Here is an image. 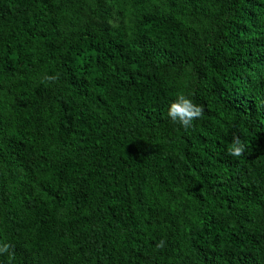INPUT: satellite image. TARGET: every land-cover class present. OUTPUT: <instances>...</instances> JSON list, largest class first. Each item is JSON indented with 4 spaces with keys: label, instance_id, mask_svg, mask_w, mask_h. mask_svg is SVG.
<instances>
[{
    "label": "trees",
    "instance_id": "16d2710c",
    "mask_svg": "<svg viewBox=\"0 0 264 264\" xmlns=\"http://www.w3.org/2000/svg\"><path fill=\"white\" fill-rule=\"evenodd\" d=\"M179 94L204 107L187 129ZM4 243L0 264H264V0H0Z\"/></svg>",
    "mask_w": 264,
    "mask_h": 264
},
{
    "label": "clouds",
    "instance_id": "9594fccd",
    "mask_svg": "<svg viewBox=\"0 0 264 264\" xmlns=\"http://www.w3.org/2000/svg\"><path fill=\"white\" fill-rule=\"evenodd\" d=\"M46 80L54 81L58 77L46 76ZM204 107L194 104L193 101L187 98L184 94H179L176 101L171 103L168 110V116L173 122H178L182 127L187 129L192 125L195 119L202 117ZM245 145L239 136H234L231 146L229 147V155L240 157L245 153ZM165 242L160 241L157 248H163ZM12 245L4 243L0 244V253H8Z\"/></svg>",
    "mask_w": 264,
    "mask_h": 264
}]
</instances>
